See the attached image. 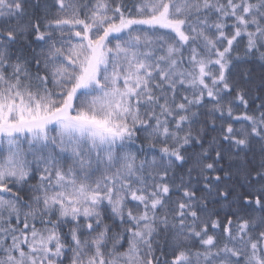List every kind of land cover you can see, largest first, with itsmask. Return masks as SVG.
<instances>
[{
  "label": "snow or ice",
  "instance_id": "1",
  "mask_svg": "<svg viewBox=\"0 0 264 264\" xmlns=\"http://www.w3.org/2000/svg\"><path fill=\"white\" fill-rule=\"evenodd\" d=\"M0 264H264V0H0Z\"/></svg>",
  "mask_w": 264,
  "mask_h": 264
},
{
  "label": "trees",
  "instance_id": "2",
  "mask_svg": "<svg viewBox=\"0 0 264 264\" xmlns=\"http://www.w3.org/2000/svg\"><path fill=\"white\" fill-rule=\"evenodd\" d=\"M254 73H255V77H256L257 83H259V76L261 74V69L258 66H255L254 67Z\"/></svg>",
  "mask_w": 264,
  "mask_h": 264
}]
</instances>
